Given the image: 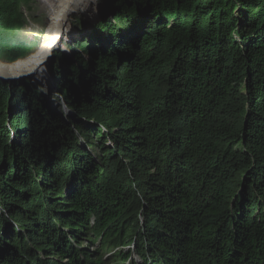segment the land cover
<instances>
[{"label": "trees", "instance_id": "trees-1", "mask_svg": "<svg viewBox=\"0 0 264 264\" xmlns=\"http://www.w3.org/2000/svg\"><path fill=\"white\" fill-rule=\"evenodd\" d=\"M23 2L0 60L32 54ZM141 4L55 72L66 120L0 82V264H264V0Z\"/></svg>", "mask_w": 264, "mask_h": 264}, {"label": "rangeland", "instance_id": "rangeland-1", "mask_svg": "<svg viewBox=\"0 0 264 264\" xmlns=\"http://www.w3.org/2000/svg\"><path fill=\"white\" fill-rule=\"evenodd\" d=\"M45 1L47 0H24L22 4L25 25L20 34V42L28 46H34L30 58L36 55L42 48L43 34L48 24V16L54 9H56L55 6L50 11L48 8L51 5L50 1L48 2L49 5L46 7ZM147 1L148 0H77L75 3L80 4L76 7H73V5L70 6V10H73V12H71L67 22L62 27L64 32L58 40L52 58L33 78L24 80L23 83L30 82L35 88H37L48 101L50 106L56 110L64 120H66L68 112L64 108V103L56 86L55 72L63 70L64 73L67 74L71 73L74 69H80L82 65V59L79 58L80 47L86 46L88 50L91 51V44H93L97 38L98 40L105 42V44H108V41L111 43L112 40H114L112 32L116 31L113 30L114 23H116L115 19H131L133 16L139 20L144 18L147 9L143 7L141 3H147ZM136 5L138 6L137 8L135 7ZM150 10H152V8ZM135 24L136 23H127V27L133 30L135 28L133 25L135 26ZM96 27H98L97 30H95ZM119 32L123 34L121 29ZM83 49L85 50V48ZM0 62L12 63L8 60H0ZM69 64H72V66H69ZM57 77L58 76H56V78ZM4 86L6 85L4 84ZM1 211L4 214V211ZM95 246L97 245L94 244V248L89 247L90 251L100 250L99 245L97 247ZM83 247L84 250H87L86 248H88L86 243L83 244ZM115 252L116 249L111 250L105 248L100 250L99 253L102 254L107 264H129L125 262L122 263L121 259L118 263L113 261L114 258H111L110 256ZM138 256L139 255H132V261L130 264H147L144 260L138 258ZM53 258H56L57 261L61 260L55 255H53L52 259Z\"/></svg>", "mask_w": 264, "mask_h": 264}, {"label": "water", "instance_id": "water-1", "mask_svg": "<svg viewBox=\"0 0 264 264\" xmlns=\"http://www.w3.org/2000/svg\"><path fill=\"white\" fill-rule=\"evenodd\" d=\"M72 0H59L51 14L48 16V24L43 34V45L40 51L33 57L18 60L12 63L0 62V82L12 86L18 82L33 78L41 69H43L53 56L64 30L63 25L67 22L69 15L73 10ZM74 5L73 7L78 6Z\"/></svg>", "mask_w": 264, "mask_h": 264}, {"label": "bare ground", "instance_id": "bare-ground-1", "mask_svg": "<svg viewBox=\"0 0 264 264\" xmlns=\"http://www.w3.org/2000/svg\"><path fill=\"white\" fill-rule=\"evenodd\" d=\"M49 1H50V4H51V5H50L48 8H49L50 11H51V10L56 6L55 4H57L58 0H47V1H45V7L49 5V4H48ZM76 1H77V0H76ZM76 1L73 2V4H72L73 6H74V5H77V4L75 3ZM79 4H80V3H79ZM49 9H48V10H49ZM50 14H51V13H50Z\"/></svg>", "mask_w": 264, "mask_h": 264}]
</instances>
